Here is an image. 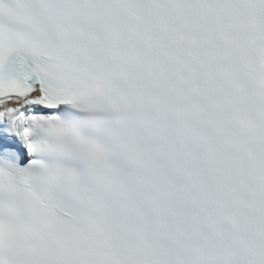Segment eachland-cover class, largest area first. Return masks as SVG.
I'll return each instance as SVG.
<instances>
[{
    "label": "snow or ice",
    "instance_id": "obj_1",
    "mask_svg": "<svg viewBox=\"0 0 264 264\" xmlns=\"http://www.w3.org/2000/svg\"><path fill=\"white\" fill-rule=\"evenodd\" d=\"M0 264H264V0H0Z\"/></svg>",
    "mask_w": 264,
    "mask_h": 264
}]
</instances>
